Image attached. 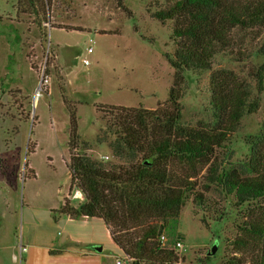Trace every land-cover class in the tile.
<instances>
[{"label": "rangeland", "instance_id": "rangeland-1", "mask_svg": "<svg viewBox=\"0 0 264 264\" xmlns=\"http://www.w3.org/2000/svg\"><path fill=\"white\" fill-rule=\"evenodd\" d=\"M164 5V0H50L47 19L37 27L33 16L19 11L17 0H0V247L19 239L21 208L24 217L44 216L50 215L48 207L57 210L64 202L77 206L84 201L80 191L69 192L68 110L76 122L75 154L128 167L127 160L113 155L118 139L108 116L97 107L169 111L168 91L173 89L179 124L212 129L208 80L211 72L223 70L244 81L250 103L257 104L214 150L218 168L241 173L250 142L264 138V89H256L250 78L262 61L264 31L234 32L231 50L215 54L210 70L175 77L169 65L171 22L161 24L151 17ZM82 59L88 65L83 66ZM169 167L177 178L194 182V193L202 198L195 205L187 195L176 221L161 230L169 248L179 236L182 250L173 249L176 264H249V255L233 248L232 242L264 201L236 206L231 195L206 185L207 165L190 170L171 162ZM122 222L128 228L127 221ZM55 224L58 236L89 229L93 234L99 228L98 221L87 218L59 217ZM169 228L173 234L166 231ZM212 246L215 252L209 254ZM109 247L106 254L111 253ZM7 255L0 250L1 263ZM111 256L115 261L121 253ZM107 264H113V257Z\"/></svg>", "mask_w": 264, "mask_h": 264}, {"label": "trees", "instance_id": "trees-1", "mask_svg": "<svg viewBox=\"0 0 264 264\" xmlns=\"http://www.w3.org/2000/svg\"><path fill=\"white\" fill-rule=\"evenodd\" d=\"M164 4L151 17L161 24L171 22L173 51L169 65L175 77L184 71L210 70L215 54L231 50L234 32L264 31V0H164ZM17 6L21 13L33 16L38 27L47 19L50 0H17ZM260 55L261 64L250 75L258 90L264 89V46ZM177 99L176 92L169 89V111L97 107L108 116L118 139L113 155L127 160L128 167L104 165L87 155L75 154L76 122L74 112L68 110L65 164L69 192L75 188L84 201L77 206L64 202L57 210H50L52 220L101 219L111 241L132 260L131 264H176V253L166 244L162 246L157 237L169 222L176 221L187 195H192L195 205L202 198L194 193V182L171 172V162L190 170L207 165L203 175L206 185L231 195L236 206L264 201V138L250 142L241 173L224 171L214 163V150L223 146L241 117L257 107L250 103L249 86L223 70L210 73L208 105L215 119L212 129L180 125ZM136 156H140L139 162ZM122 221H127L128 228ZM239 229L232 247L249 255V264H264V203ZM172 230L166 231L173 234Z\"/></svg>", "mask_w": 264, "mask_h": 264}, {"label": "crops", "instance_id": "crops-1", "mask_svg": "<svg viewBox=\"0 0 264 264\" xmlns=\"http://www.w3.org/2000/svg\"><path fill=\"white\" fill-rule=\"evenodd\" d=\"M51 209L55 208H47V210ZM20 215L19 239L15 243L0 247V250L8 252V262H0V264H107L111 257H113L114 264L115 256H111L112 253L118 251L122 255L120 249L111 241L108 230L101 219L87 218L99 223L97 224L99 225L98 230L93 231V234L89 229L86 233L71 231V233L58 236L55 232L57 225L55 222L58 219L53 221L49 214L44 216L34 213L24 214V217L21 208ZM109 245L112 250L110 254H106L104 250Z\"/></svg>", "mask_w": 264, "mask_h": 264}, {"label": "built area", "instance_id": "built-area-1", "mask_svg": "<svg viewBox=\"0 0 264 264\" xmlns=\"http://www.w3.org/2000/svg\"><path fill=\"white\" fill-rule=\"evenodd\" d=\"M85 51H86L87 54H89V53L92 52V49H91V47H88ZM81 62L83 64V66L88 65V61L86 59H82ZM77 194H78V191H76L74 193V195L72 196V198H75L76 199ZM158 242L162 246H165V244H166V239H165V237H164V235L162 233H160L158 235ZM171 249H176V250H180L181 249L182 250V243H181V241L175 239L173 241L172 245H171ZM131 263H132V260L128 256L124 255L123 253H122V255H121L120 258H116L115 261H114V264H131Z\"/></svg>", "mask_w": 264, "mask_h": 264}, {"label": "water", "instance_id": "water-1", "mask_svg": "<svg viewBox=\"0 0 264 264\" xmlns=\"http://www.w3.org/2000/svg\"><path fill=\"white\" fill-rule=\"evenodd\" d=\"M99 248H97V250H98ZM215 252V246H212L211 248H210V251H209V254H213Z\"/></svg>", "mask_w": 264, "mask_h": 264}]
</instances>
